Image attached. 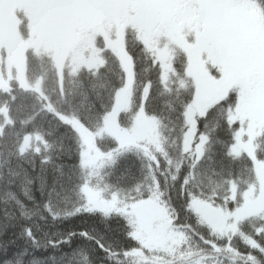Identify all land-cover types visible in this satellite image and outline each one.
Listing matches in <instances>:
<instances>
[{"label":"snow or ice","instance_id":"1","mask_svg":"<svg viewBox=\"0 0 264 264\" xmlns=\"http://www.w3.org/2000/svg\"><path fill=\"white\" fill-rule=\"evenodd\" d=\"M179 2L195 25L201 58L205 51L210 53L206 71L184 73L190 91L177 105L184 124L182 136L188 131V108L198 95L208 88L220 92L218 99L194 115L192 140L185 144L178 138V152L191 159L173 166L171 152L143 135L141 113L159 116L162 110L153 95L152 78L131 90L125 109L117 107V96L128 87L127 69L117 61L115 72L109 74L103 66L99 86L90 84L91 91L72 102L71 114L58 117V143L51 155L40 156L44 174L37 188L31 187L35 181L28 187L7 186L15 185V180L0 183V192L10 194L5 204L12 209L0 213V264H264V223L248 224L247 240L236 233L217 235L207 225L193 228L196 217L190 207L194 198L203 197L201 190L209 172L216 170L217 156L231 160L227 149L235 141L234 133L247 124L242 114L264 112V0ZM194 12L198 15L192 18ZM129 54L135 84L142 69L137 67V54L131 49ZM149 62L161 69L157 83L168 88L160 60L153 54ZM113 116L117 127L106 130ZM220 128L226 129L221 147L203 155L190 152L193 141L197 147L208 144L213 130ZM36 151L39 155V148ZM36 167L34 160L32 168ZM243 199L240 194L230 199L226 195L221 203L231 213ZM154 210L168 211L172 231L191 229L188 234L199 247L193 250L190 242L170 250L145 245L137 229L141 218ZM194 251L199 254L195 261ZM151 254L161 259L155 261Z\"/></svg>","mask_w":264,"mask_h":264},{"label":"rangeland","instance_id":"2","mask_svg":"<svg viewBox=\"0 0 264 264\" xmlns=\"http://www.w3.org/2000/svg\"><path fill=\"white\" fill-rule=\"evenodd\" d=\"M196 15L198 13L194 12L192 18ZM21 19L23 30L20 29ZM129 28L136 32L145 49L160 60L165 78L172 72L176 51L185 53L186 70L197 72L204 69L205 60L210 57L205 51L201 58L195 25L179 0L176 3L167 0H0V91L7 90L15 81L20 88L45 98L41 77L33 83L26 78V53L29 50L49 58L62 90L63 69L71 72L82 67L95 69L103 63L101 51L108 49L128 72V87L117 96V107L126 109L133 83L132 62L125 47V31ZM219 95L218 89L208 88L188 108L185 144L196 135L194 115L202 112ZM46 107L53 111L48 103ZM56 115L63 117L64 114ZM141 116L143 135L154 146H159L157 118L142 113ZM245 116L247 124L235 132L231 152L243 153L250 158L256 184L241 193L243 203L231 213L227 207L216 208L196 198L190 203L192 211L219 235L238 233V223L251 215L264 216V157L259 159L256 154L257 138L264 137V112L243 113L242 117ZM116 127L113 116L106 130ZM82 131L91 140V134ZM28 138L25 137L21 151L27 148ZM204 145L197 147L193 141L190 152L203 155ZM89 193L93 194L91 190ZM235 195L236 188L231 185L230 198ZM169 226L166 212L154 210L141 218L137 233L150 249L171 248L178 234ZM151 255L153 260H159L156 254Z\"/></svg>","mask_w":264,"mask_h":264},{"label":"trees","instance_id":"3","mask_svg":"<svg viewBox=\"0 0 264 264\" xmlns=\"http://www.w3.org/2000/svg\"><path fill=\"white\" fill-rule=\"evenodd\" d=\"M23 25L24 21L21 19L20 29L22 27V30ZM141 44L142 42L137 38L136 32L131 28L126 29V50L128 54L130 49L137 54V67L142 69L137 73L136 83H132V89H140L142 80L149 76L152 78L153 95L162 109L159 116H154L158 120L159 146L163 145L167 151L171 152L172 165L175 166L182 159L185 162L191 159L190 156H185L177 150L178 138H184L182 136L184 124L178 118L177 105L180 103L181 96H186L188 91H190V81L184 75L187 63L186 55L181 50L175 52L172 61V72L166 78L168 88H161L159 83H157V74L161 69L154 67L149 62V58L152 56L151 52L149 51V53L144 45L141 49ZM101 57L103 63L95 69L82 67L74 72L69 71L67 68L63 69L62 90H60L55 67L49 58L43 53L27 51L26 78L29 83H33L38 77H41L42 91L45 98H42L32 90L20 88L15 81L10 83V87L7 90L0 91V183L7 185L8 180H15V185L7 186L16 187L23 185L28 187L31 181H35L36 183L31 184V187L33 189L37 188L44 174L42 171L43 166L40 164V156L51 155L58 143L59 133L57 132V125L59 124V119L56 113L70 115L72 102L82 99L86 91H91L89 85L93 82L99 86L101 79L105 75L103 66H107L109 74L116 70L118 60L110 50L103 49ZM132 102L134 103V100ZM47 103L53 111L47 109ZM152 107L153 100L149 98L148 108L151 109ZM225 132V128L214 129L211 142L204 145L203 154L210 148L221 147L219 140L226 138ZM26 136L30 137L27 139L29 144L24 151H21L20 148ZM205 136H207V132H205ZM257 139L258 148L256 154L259 159H262L264 157V137L261 136ZM233 144L234 142L227 149L231 155V160L228 156H217L216 170L209 172L210 179L207 180L201 190L203 197H196V199L207 201L213 207L222 208L226 207V205H222L221 199L226 195L230 199L231 185L235 186L236 195H241L245 189L256 184L257 179L250 158L243 153L233 154L231 152ZM37 148L40 150L39 155L36 151ZM34 160L37 165L35 169L32 168ZM221 160L223 161L222 170ZM232 161H235V163H232ZM48 167L51 168L50 165ZM199 171L200 169H197L198 173ZM13 173H17V175H13ZM52 175L53 173L49 171V181H51ZM9 195V193L0 192V213L6 208L12 210L10 205L5 204V200L9 199ZM36 195L39 196L38 190ZM214 198L216 199L214 200ZM164 211L168 217V225H171V216L167 210ZM171 215H175L174 209L171 210ZM195 217L193 228L198 229L200 225H207L196 213ZM249 217L252 219L249 220ZM249 217L238 223L239 232L236 234L240 239H249L247 235L249 231L248 224L264 223V219H261L264 216L251 215ZM242 228L244 231L241 230ZM176 231L178 236L173 246L179 247L181 243L190 242L193 250L199 247L197 239L188 234L192 231L191 229ZM171 248L165 247L163 249L170 250ZM157 256L160 260L161 256ZM198 256L199 254L194 251L193 261Z\"/></svg>","mask_w":264,"mask_h":264}]
</instances>
